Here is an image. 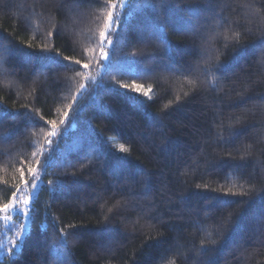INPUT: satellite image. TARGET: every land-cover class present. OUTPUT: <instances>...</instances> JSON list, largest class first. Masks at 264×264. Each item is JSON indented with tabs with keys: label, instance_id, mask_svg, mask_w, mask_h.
Instances as JSON below:
<instances>
[{
	"label": "trees",
	"instance_id": "trees-1",
	"mask_svg": "<svg viewBox=\"0 0 264 264\" xmlns=\"http://www.w3.org/2000/svg\"><path fill=\"white\" fill-rule=\"evenodd\" d=\"M31 168L0 264H264V0H0V207Z\"/></svg>",
	"mask_w": 264,
	"mask_h": 264
},
{
	"label": "snow or ice",
	"instance_id": "snow-or-ice-1",
	"mask_svg": "<svg viewBox=\"0 0 264 264\" xmlns=\"http://www.w3.org/2000/svg\"><path fill=\"white\" fill-rule=\"evenodd\" d=\"M132 2H134V0H118L120 8H127L129 6V4ZM116 7H117L116 3H112L110 5L109 11L107 13L105 25H104V30H102L99 34L100 35L101 59H103L106 62L110 61L111 55L114 54V50H113L114 41L112 39L111 33L115 32L116 28L112 27V25L115 24V25L119 26L122 23V20L113 11V9H116ZM154 35H155V38L158 39L160 41V43L165 46L166 49H170V42L168 41L167 35L163 32L162 28H159V30L156 33H154ZM239 35L240 34L238 32L233 33V36L231 37V39H235L238 42L239 41ZM226 38H228V37H226ZM105 41H107V47L109 48V51L104 50L105 49V43H104ZM64 59L68 60L69 57H64ZM76 63L79 64L80 61L77 60ZM85 67H87V65H85ZM192 83L194 84V82H192ZM81 87L83 88V86H81ZM120 87L124 88L125 85H120ZM113 90H117V89H115V86H114ZM133 90L140 92L141 87L133 85ZM150 93H151V87H149V89L147 91H143V95L148 99H151ZM61 123L63 124L64 121H61ZM52 128H53V131L49 133L50 137L57 135L55 122L52 123ZM119 151L120 152H127L128 149L126 147H124L123 145H121L119 147ZM36 171L37 170L35 168L29 169L28 174L33 177V179H31L29 181L25 180V175L23 172H21V176H20V183L22 185L31 184L34 191L38 187V182L35 178ZM51 183L52 182L50 181V184ZM22 191H23V188L21 187L16 192L12 193L14 201H15V198L18 197V193L22 192ZM14 201L10 202L8 204H4L3 207H0V212H4V213L22 212L26 218H30L32 216V214H33L32 202H34V196L30 198L29 196L26 195L24 197L23 204L25 207L23 209H19ZM25 231H27L26 226L24 224H21L20 225V232H18L16 234L17 241L21 240V236L24 234ZM58 240H59V243L61 245L66 244L67 236L65 235L63 229H61V233L58 237ZM18 246H20V245L13 243L12 249H10V251L15 249Z\"/></svg>",
	"mask_w": 264,
	"mask_h": 264
},
{
	"label": "rangeland",
	"instance_id": "rangeland-1",
	"mask_svg": "<svg viewBox=\"0 0 264 264\" xmlns=\"http://www.w3.org/2000/svg\"><path fill=\"white\" fill-rule=\"evenodd\" d=\"M37 189L38 187L34 191L32 186L29 189L23 188V191L18 193V197L15 198V201L14 198H12L11 202L14 201L19 209H23L25 207L23 204L24 197L26 195L30 198L33 196L35 197ZM27 223L28 218H26L22 212H0V259L6 255H12L13 252L19 248L18 246L10 251L13 243L19 245L21 241H17L16 238V234L20 232V225L24 224L27 229Z\"/></svg>",
	"mask_w": 264,
	"mask_h": 264
}]
</instances>
